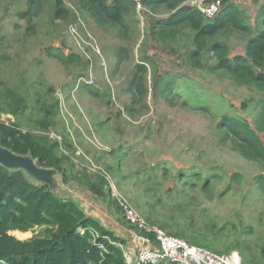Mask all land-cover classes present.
<instances>
[{
    "label": "rangeland",
    "instance_id": "374dc122",
    "mask_svg": "<svg viewBox=\"0 0 264 264\" xmlns=\"http://www.w3.org/2000/svg\"><path fill=\"white\" fill-rule=\"evenodd\" d=\"M18 1L24 6L23 0H0V78L19 85L29 101L52 89L47 99L60 102L57 117L64 126L61 131L74 146L73 170L105 171L112 196L149 224L176 236L177 223L191 226L207 240L186 232L182 238L190 244L217 253L237 250L242 264H264V190L256 185L264 167L219 143L216 134L222 115L244 117L254 124L264 93L211 72L206 59L201 68L189 65L190 31L168 46L151 38L152 20L169 15L162 8H140L127 18L132 28L123 38L79 10L75 0H64L69 9L79 10L78 20H51L45 6L34 19L35 33L30 34L26 21L15 13ZM263 2L235 4L256 27ZM219 39L226 42L231 56L245 54V37L233 33ZM120 47L127 50L124 59L116 57ZM47 49L64 58L77 54L81 62L65 65ZM144 57L149 60V92L145 107H137L130 117L126 113L131 104L127 84L135 64ZM156 75L178 76L174 92L179 96L173 104L158 94L153 85ZM85 82L100 94L86 92L81 88ZM204 104L209 112L201 111ZM35 116L26 111L19 117L21 127L31 128ZM0 119L7 122L15 117L2 113ZM58 133L52 130L50 136L60 140ZM234 174L240 175L239 180ZM50 178L56 195L72 196L87 213L112 228L119 225L118 220L125 226V215L120 211L111 214L107 203L83 186L64 183L59 173ZM205 182H209L208 190L203 187ZM163 222L171 226L163 227ZM47 231V227L35 226L29 236L44 237ZM232 244L238 247L226 250Z\"/></svg>",
    "mask_w": 264,
    "mask_h": 264
},
{
    "label": "trees",
    "instance_id": "16d2710c",
    "mask_svg": "<svg viewBox=\"0 0 264 264\" xmlns=\"http://www.w3.org/2000/svg\"><path fill=\"white\" fill-rule=\"evenodd\" d=\"M185 1L143 0L144 7L152 11L162 8L169 14L165 18L152 20L149 36L168 46L182 33L190 31L191 47L186 56L189 65L201 68L202 59H206L211 72L225 75L238 86L254 87L264 93V2L260 5L254 27L248 22L244 10L236 4H224L215 18L206 20L195 7L183 5ZM23 2L24 6L17 2L19 7L15 13L26 21V31L30 34L35 33L34 19L45 6H48L51 20L76 21L78 11L82 10L97 24L115 29L123 38L129 35L132 28L127 18L137 13L133 0H75L78 11L69 9L64 0ZM233 33L247 39L245 54L231 56L226 42L219 39ZM47 53L65 65L81 62L77 54L71 53L64 58L51 49H47ZM127 56V50L123 47L116 50L118 59ZM148 67L149 60L144 57L135 64L128 81L131 104L126 113L130 117H134L137 107H145L144 101L149 92ZM177 79L176 75H156L153 79L158 94L171 104L179 96L174 92ZM81 88L94 96L100 94L95 86L86 82ZM51 90L29 101L24 93L26 91L22 92L19 85H12L0 78V115L5 113L15 117V120L7 122L0 119V147L29 157L40 168L55 170L64 183L75 182L107 203L111 214L120 211L125 215L122 201L112 196L105 171L89 172L86 167L73 170L74 146L67 134L61 131L64 126L60 125L61 119L57 117L59 100L48 102L47 96ZM257 105L254 124L244 117L222 115L216 124V134L219 143L228 145L246 160L264 167V97ZM200 109L210 111L207 104ZM28 110L36 116L31 119L33 126L24 130L19 117ZM52 130L59 132L60 140L50 136ZM233 177L239 180L240 175L234 174ZM208 183L205 182L203 186L207 190ZM256 183L259 189L264 190V174L256 177ZM124 220V227L139 230L136 225ZM163 224V227L171 226L169 222ZM177 225L179 229L173 231L177 236L183 237L190 232L201 240H207L193 227ZM35 226L47 227V236H29ZM125 243V238L101 218L87 213L72 196L56 195L49 183L28 177L22 168H10L0 162V264H127L123 252ZM237 247L232 244L226 250Z\"/></svg>",
    "mask_w": 264,
    "mask_h": 264
},
{
    "label": "built area",
    "instance_id": "2783aa9c",
    "mask_svg": "<svg viewBox=\"0 0 264 264\" xmlns=\"http://www.w3.org/2000/svg\"><path fill=\"white\" fill-rule=\"evenodd\" d=\"M136 10L144 7L143 0H133ZM242 0H187L183 5L195 7L206 20H212L226 3H239ZM264 72V69H263ZM125 219L137 226L132 231L136 243L135 255L123 245L127 264H242L241 254L237 250L228 253H216L204 247L190 244L186 239L170 234L167 230L149 224L131 208L123 204Z\"/></svg>",
    "mask_w": 264,
    "mask_h": 264
},
{
    "label": "water",
    "instance_id": "95a60500",
    "mask_svg": "<svg viewBox=\"0 0 264 264\" xmlns=\"http://www.w3.org/2000/svg\"><path fill=\"white\" fill-rule=\"evenodd\" d=\"M0 162L7 165L10 168L24 169L28 177H31L40 182H47L51 185L52 174H56L53 169H43L38 167L33 160L27 156H19L9 152L6 149L0 147ZM52 186V185H51Z\"/></svg>",
    "mask_w": 264,
    "mask_h": 264
},
{
    "label": "crops",
    "instance_id": "0c3cea01",
    "mask_svg": "<svg viewBox=\"0 0 264 264\" xmlns=\"http://www.w3.org/2000/svg\"><path fill=\"white\" fill-rule=\"evenodd\" d=\"M114 231H116L120 236L126 239V243L124 246L131 252V254L135 255L136 253V243L132 236V230L121 227V225H117L116 228H112Z\"/></svg>",
    "mask_w": 264,
    "mask_h": 264
}]
</instances>
